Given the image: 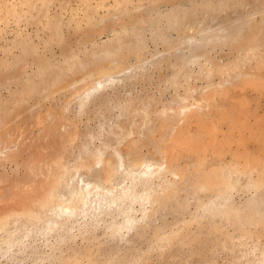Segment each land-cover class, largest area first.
I'll return each mask as SVG.
<instances>
[{"label": "rangeland", "instance_id": "1", "mask_svg": "<svg viewBox=\"0 0 264 264\" xmlns=\"http://www.w3.org/2000/svg\"><path fill=\"white\" fill-rule=\"evenodd\" d=\"M0 264H264V0H0Z\"/></svg>", "mask_w": 264, "mask_h": 264}, {"label": "bare ground", "instance_id": "2", "mask_svg": "<svg viewBox=\"0 0 264 264\" xmlns=\"http://www.w3.org/2000/svg\"><path fill=\"white\" fill-rule=\"evenodd\" d=\"M103 81V80H102ZM96 87H97V85H96ZM93 88H94V86H93ZM211 111V110H210ZM250 115V114H249ZM227 116H229L231 119H233L234 120V117H235V115H232V114H227ZM238 121V120H237ZM237 121H236V124H237ZM213 124V123H212ZM211 125V124H210ZM215 125V124H214ZM213 125V126H214ZM202 126V125H201ZM240 127V126H239ZM241 129H242V127H241ZM209 130V129H208ZM195 135H196V133H195ZM180 137V136H179ZM184 137H186V136H184ZM197 139H199V138H197ZM243 139V138H242ZM247 139V138H246ZM183 141V140H182ZM186 141V140H185ZM193 141V140H192ZM175 142H176V140H175ZM187 142V141H186ZM197 142V141H196ZM179 143H181V142H179ZM173 144H175V143H173ZM178 145H180V144H178ZM187 145V144H186ZM183 146V145H182ZM188 146V145H187ZM193 146V145H192ZM191 147V146H190ZM219 147V146H218ZM188 149V148H187ZM170 162V161H169ZM250 163V162H249ZM148 167H149V165H146L145 167L143 166V167H140V168H136V170L134 171H130V175H132V174H137L136 176H141L142 174H145V173H147L148 172ZM138 172V173H137ZM127 176H129V173L127 174ZM127 176H126V178H127ZM208 176H210V175H208ZM212 177V176H211ZM221 178V177H220ZM219 178V181L221 180ZM213 179V181H218V179L217 180H214L215 178H212ZM99 181V180H98ZM99 183V182H98ZM211 183V181H209V184ZM212 185V184H211ZM253 185V184H252ZM95 188H97V189H95ZM129 188V187H128ZM93 189H95L96 191L92 194V195H90L89 196V194H90V191H92ZM88 191H86V195H85V198H84V200H83V202H82V204L80 205V208H79V212H78V214L77 215H82V214H84L85 212H87L86 214H90V215H94V214H97L98 212H100V211H98V210H101V209H104V208H109V207H111L112 205H113V203L115 204V203H118L117 201H123V200H125L124 199V197L123 196H125V192L123 193V192H120V194H117V195H115V197H114V194H115V192H116V190H115V188H113V189H108V188H100V186H95V187H91V188H89V189H87ZM128 191V189H126V192ZM142 193H139V194H137L134 198H132L131 199V201H139L140 199H141V197H142ZM217 195V194H216ZM219 195V194H218ZM110 196H113V198L112 197H110ZM136 197H138V198H136ZM215 198H218V196H216ZM213 201H215V200H213ZM87 205H89V207H88V209H87ZM128 206H130V204H127ZM86 207V208H85ZM101 208V209H100ZM71 209L67 206V207H62V209L60 210V213L61 214H64L65 212L67 213V212H72V211H70ZM131 216H132V214L131 213H128V214H126L124 217H123V220H124V222L122 223V226L123 227H127L128 225V221L130 222V220H131ZM132 221V220H131ZM55 222H48V226H47V228L45 229L44 228V231L46 232V231H48L49 229H52L53 227H54V224ZM127 223V224H126ZM132 223V222H131ZM126 224V225H125ZM25 237H26V235L23 237V238H21L19 241H23L24 239H25ZM16 242V241H15ZM12 243V244H8L7 245V251H5L4 253L5 254H8L12 249H13V246L14 245H16V243Z\"/></svg>", "mask_w": 264, "mask_h": 264}]
</instances>
